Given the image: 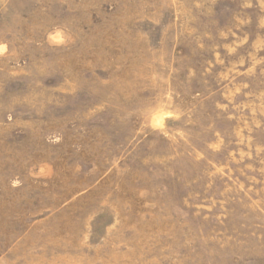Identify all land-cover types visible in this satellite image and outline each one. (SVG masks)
Listing matches in <instances>:
<instances>
[{"label": "rangeland", "instance_id": "374dc122", "mask_svg": "<svg viewBox=\"0 0 264 264\" xmlns=\"http://www.w3.org/2000/svg\"><path fill=\"white\" fill-rule=\"evenodd\" d=\"M0 264H264V0H0Z\"/></svg>", "mask_w": 264, "mask_h": 264}]
</instances>
